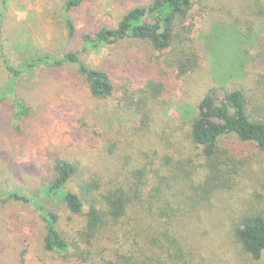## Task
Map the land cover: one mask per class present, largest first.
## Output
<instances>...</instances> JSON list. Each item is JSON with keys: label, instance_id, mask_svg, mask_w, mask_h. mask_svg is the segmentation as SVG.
I'll return each instance as SVG.
<instances>
[{"label": "trees", "instance_id": "16d2710c", "mask_svg": "<svg viewBox=\"0 0 264 264\" xmlns=\"http://www.w3.org/2000/svg\"><path fill=\"white\" fill-rule=\"evenodd\" d=\"M85 1L66 0L63 5L61 16L69 42L78 33L71 14ZM244 2L241 0L237 9L226 1L215 8L227 12L222 23L229 22L225 17L236 16V33L244 34L242 22L253 32L252 20L242 18H254L255 13ZM253 2L261 6L264 15V0ZM199 3L201 0H151L121 15L115 28L102 26L94 36L83 34L80 49L57 56L36 54L20 68L5 55L2 23L6 8L0 11V66L7 75L0 98L2 102L9 99L5 104L11 112L8 128L0 131V142L7 136V140L23 137L24 130L30 138L32 106L17 88H23L28 77L37 73L44 74L39 76L42 82L48 77L56 80L52 75L56 72L60 82L63 71V81L73 84L68 91L83 84L91 102L106 103L116 94L112 71L120 64V74L127 73L126 82L131 81L124 94L138 117L131 140L134 151L127 154L126 162L118 153L122 149L118 142L105 149L117 161L114 170L107 163L99 170L89 158L81 160L63 151H51L45 162L50 176L37 192L0 189V202L32 207L41 226L40 236H34L46 254L61 258L65 264H214V254L205 244L189 247L181 234L185 219L201 215L216 200H225L247 186L245 200L250 208L232 220V240L252 263L264 261V187L258 186L257 180L251 185L246 182L259 162L253 160L254 154H264V67L250 93L244 87L230 91L225 85L205 84L210 55L215 53L195 37L192 15ZM101 48L109 51L108 62L116 67L107 62L87 64L84 56ZM246 54L251 56L248 50ZM26 74L29 76L24 77ZM173 97L180 103L189 99L192 108L182 121H160ZM69 111L59 122L67 127L78 121ZM50 122L55 123L54 119ZM22 150L16 149L15 161L22 164L18 173L38 174L35 167L40 161L31 160L35 167L28 171ZM55 200L63 206L61 214L45 203ZM4 244L0 251L13 256L12 264H16L23 253L15 255L16 244ZM25 262L23 254L19 263ZM0 264H8L1 253Z\"/></svg>", "mask_w": 264, "mask_h": 264}, {"label": "rangeland", "instance_id": "374dc122", "mask_svg": "<svg viewBox=\"0 0 264 264\" xmlns=\"http://www.w3.org/2000/svg\"><path fill=\"white\" fill-rule=\"evenodd\" d=\"M223 1L234 9H237L241 2V0H201L192 15L195 37L205 49L211 51V54L215 53L214 57L210 55L211 65L207 72L208 81L205 84L225 85L230 91L244 87L247 93H250L252 89L254 91L257 77L264 67V61L261 62L264 60V43L261 47L264 41L262 8L256 6L253 0H246L244 2L246 8L249 5L255 17H245L242 20L245 22L252 20L253 24L250 27L253 32L249 31L247 24L242 22L244 34L240 30L241 33L238 31L236 33L235 29L238 28L233 25L236 16L228 17L229 20L225 17L227 22L229 21L225 24L222 23V17L227 16V12L215 9ZM65 2L66 0H0V11L3 7L6 8L2 23L5 55L15 67L20 68L36 54L57 56L80 49L83 34L92 33L94 36L102 26L115 28L121 15L137 6L148 5L151 0H86L81 9L71 14L78 33L76 39L70 42L61 16ZM249 34L251 35L248 36ZM247 50L255 58L252 61L251 56L246 54ZM113 53L115 56L112 60L115 61L117 51L114 50ZM108 54L107 49L101 48L89 51L84 58L89 66H99L107 62L109 67H113L114 62H108ZM120 54L121 52L118 53ZM116 66L117 69L112 71L116 81V94L106 103L91 102L83 84L78 85L72 91L74 93L68 91L67 89H71L73 84L63 81L62 76L65 75L63 71L60 72V82L57 81L56 72H52L56 80L53 81L48 77L42 80L43 83L40 82L39 77L43 76V73L31 77L29 74L24 76H29V80L25 81L24 89L20 87L17 89L22 92L21 97L24 101L32 106L33 119L30 122L32 131L29 133V139L27 131L24 130L23 137H16V140L12 137L11 140H7L9 137L7 136L5 142H0L2 143L0 189L16 190L21 193L37 192L50 176L47 168L49 164L45 162L48 161L47 153L51 151H63L62 153L72 154L81 160L89 158L94 161V168L99 170L106 167L107 163L109 169L114 170L117 161L107 155L105 149L118 142L119 148H122L118 153H122L123 162L127 161V154H132L130 152L134 151L131 140H133L134 128L138 124V117L135 115L132 101H129L124 94L126 87H130L127 83L131 81L126 82L127 73L120 74L123 70L118 69L120 64ZM6 77L0 66V87L3 86ZM225 77L226 82L223 81ZM182 96L180 94L179 98ZM6 101L2 102L0 98V131L8 128L7 120L11 117ZM181 103L177 97L168 100L160 114V121H182V116L192 108L189 106L192 104L189 99H183ZM69 110L73 111V116H76L80 122H74L67 127L59 122H62V115ZM51 119H54L55 123H49ZM15 147L24 150L21 151L24 155L22 162L28 171L34 170L35 167L30 163L31 160L40 161L35 167L38 174L18 173V166L22 164L17 165L15 161L19 153H16ZM164 153L166 152L163 151ZM254 158L255 161L259 159V162L255 163V170L248 174L246 182L251 185L253 180H257L260 181L258 186L264 187V154L256 152ZM101 175L105 176L106 173ZM249 189L246 186L225 200L218 199L214 206L201 215L185 219L181 234L185 236L189 247L195 248L201 243L205 244L214 254V264H254L239 247H236L231 234L232 220L250 208L249 202L245 200ZM250 192L253 193L254 190L251 188ZM45 203L49 209L61 214L63 206L59 201H45ZM73 226L76 225H72L71 228ZM40 230L41 226L32 207L0 202V248L4 242L12 247L20 240L14 247V254L23 253L26 261L24 264H65L61 258L43 251L34 236V234L40 236ZM0 253L6 263L12 264L13 256H5L2 250ZM19 260L16 264H20ZM260 264H264V261Z\"/></svg>", "mask_w": 264, "mask_h": 264}]
</instances>
